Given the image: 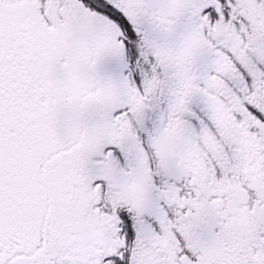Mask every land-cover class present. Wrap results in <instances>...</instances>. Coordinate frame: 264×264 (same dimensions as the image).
Listing matches in <instances>:
<instances>
[{
  "label": "snow or ice",
  "instance_id": "snow-or-ice-1",
  "mask_svg": "<svg viewBox=\"0 0 264 264\" xmlns=\"http://www.w3.org/2000/svg\"><path fill=\"white\" fill-rule=\"evenodd\" d=\"M0 264H264V0H0Z\"/></svg>",
  "mask_w": 264,
  "mask_h": 264
}]
</instances>
